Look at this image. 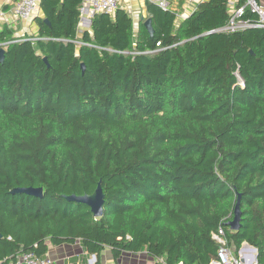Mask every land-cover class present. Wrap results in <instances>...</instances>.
<instances>
[{
  "label": "trees",
  "instance_id": "1",
  "mask_svg": "<svg viewBox=\"0 0 264 264\" xmlns=\"http://www.w3.org/2000/svg\"><path fill=\"white\" fill-rule=\"evenodd\" d=\"M79 2L40 0L34 40L0 27V264L65 243L94 264L106 249L113 264L142 251L208 264L219 226L264 264V27L212 31L227 0H201L178 23L145 0L137 29L119 7L78 37ZM99 181L101 216L64 198ZM25 186L42 197L11 192Z\"/></svg>",
  "mask_w": 264,
  "mask_h": 264
},
{
  "label": "built area",
  "instance_id": "2",
  "mask_svg": "<svg viewBox=\"0 0 264 264\" xmlns=\"http://www.w3.org/2000/svg\"><path fill=\"white\" fill-rule=\"evenodd\" d=\"M158 4L160 7L166 9L169 7L168 0H148ZM39 0H15L7 9L0 8V25H7L12 29L21 20H28L35 13ZM120 0H81L78 11L80 17L83 19H91L94 15L99 13L114 14L115 10L119 8ZM228 19L227 21L213 29L216 32H230L247 27H264V3L256 0H227ZM257 15L255 21L249 18L242 17L246 10ZM176 23L188 14L176 13ZM25 32H21L17 40H34L37 37H29ZM10 41L0 42V47L5 46ZM159 45V42L156 43ZM240 83L242 81L240 80ZM211 237L217 242L218 247L216 254L213 255L208 264H255V251L249 245L241 247L237 253L229 246L225 230L219 226L216 231L212 232ZM95 255L91 254L88 264H94ZM10 264H54L53 259L45 254L38 256L32 251H23L18 253ZM181 264V262L177 263Z\"/></svg>",
  "mask_w": 264,
  "mask_h": 264
},
{
  "label": "crops",
  "instance_id": "3",
  "mask_svg": "<svg viewBox=\"0 0 264 264\" xmlns=\"http://www.w3.org/2000/svg\"><path fill=\"white\" fill-rule=\"evenodd\" d=\"M15 0H0V8L4 5L11 6ZM201 0H168L169 7L176 13L189 14L194 8L197 2ZM81 2V0H80ZM79 2V4H80ZM264 3V0H259ZM79 4L77 8L79 7ZM7 7V8H8ZM120 8L124 9L131 17L133 26L135 29L138 27V22L142 17L147 15L145 0H120ZM79 12V11H78ZM44 16L42 9L40 8V0L37 9L33 16L28 20H21L17 23L14 30V35H19L21 32L26 34H36L38 30L37 18ZM90 22L88 24L87 19H83L79 15L78 33L77 36H81V31L89 29ZM1 27V25H0ZM106 251L103 257V252ZM101 254L102 264H113V260L109 250H104ZM54 261V264H88V260L91 254L83 252L79 244H61V245H50L47 253ZM145 257H138L137 254H131L125 252L119 259V264H150L153 262V258L148 256L145 252ZM139 260H144L141 262ZM156 264H162L159 261H155Z\"/></svg>",
  "mask_w": 264,
  "mask_h": 264
},
{
  "label": "water",
  "instance_id": "4",
  "mask_svg": "<svg viewBox=\"0 0 264 264\" xmlns=\"http://www.w3.org/2000/svg\"><path fill=\"white\" fill-rule=\"evenodd\" d=\"M87 20H88V24H89L91 19H87ZM44 22H46L49 25L48 19L45 18ZM143 25L145 26L149 36L152 37L153 27H152V23H151V18L147 17L143 21ZM4 52H5V48L0 47V62H2L4 59ZM250 52H252V51H250ZM43 60L47 64L46 57H43ZM81 68H82V70L84 69L83 63H81ZM11 192L12 193H24L26 195L34 196V197H42V187H40V186L39 187H33V186L15 187L11 190ZM64 198L66 200H69V201H76V202L87 205L90 208V210L94 216H101L102 215L104 194L102 191L100 181L98 182L94 192L91 194H82V195L70 194V195L64 196ZM233 213L234 214H233L232 219H230L226 224L230 230H238L240 228V216H241L240 206H239L238 200L234 206ZM249 246L252 250L255 251V259H256L257 258L256 249L251 245H249Z\"/></svg>",
  "mask_w": 264,
  "mask_h": 264
},
{
  "label": "rangeland",
  "instance_id": "5",
  "mask_svg": "<svg viewBox=\"0 0 264 264\" xmlns=\"http://www.w3.org/2000/svg\"><path fill=\"white\" fill-rule=\"evenodd\" d=\"M246 245H248L247 243H243L242 244V246L241 247H244V249H245V247H246ZM104 254H106V251L105 252H103V257L105 256ZM137 255H138V257H145V254H144V252L142 251V252H139V253H137ZM154 261L153 262H150V264H156L155 263V261H157L156 259H153ZM139 261H141V262H144V260H139Z\"/></svg>",
  "mask_w": 264,
  "mask_h": 264
}]
</instances>
